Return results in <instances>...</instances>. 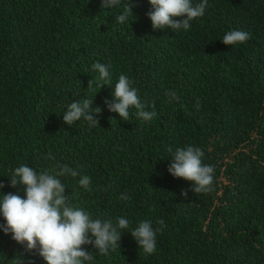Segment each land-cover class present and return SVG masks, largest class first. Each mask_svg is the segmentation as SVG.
Masks as SVG:
<instances>
[{
	"label": "trees",
	"instance_id": "1",
	"mask_svg": "<svg viewBox=\"0 0 264 264\" xmlns=\"http://www.w3.org/2000/svg\"><path fill=\"white\" fill-rule=\"evenodd\" d=\"M131 4L135 18L120 24L123 6L103 8L102 0H0V194L24 197L9 181L20 165H67L79 175L61 177L65 195L93 219L166 225L152 255L131 228L107 256L83 246L96 254L93 264H264V0H208L188 31L153 30L149 0ZM231 30L251 37L226 46ZM97 62L109 66L111 84L100 87ZM121 74L146 111L154 105L153 120L108 111ZM84 98L102 109L99 125L65 124L67 106ZM188 145L214 166L211 193L193 192L167 170L168 149ZM83 175L91 190L79 185ZM18 256L46 264L0 231V264Z\"/></svg>",
	"mask_w": 264,
	"mask_h": 264
},
{
	"label": "clouds",
	"instance_id": "2",
	"mask_svg": "<svg viewBox=\"0 0 264 264\" xmlns=\"http://www.w3.org/2000/svg\"><path fill=\"white\" fill-rule=\"evenodd\" d=\"M151 10L147 13L153 30H190L192 21L202 18L208 7V0H149ZM123 6V12L116 17L120 24L128 22L133 16L131 0L122 4V0H102L103 8ZM135 18V17H134ZM251 34L242 30H231L224 34L222 43L235 46L246 43ZM103 83L100 87L111 84L109 66L103 63L92 65ZM90 85V82H89ZM88 85V87H89ZM171 100L178 99L171 90L166 93ZM108 111L118 114L121 120L127 121L134 115L145 122L153 120L157 115L146 111L141 102L138 90L133 87V81L121 74L112 92V100L105 101ZM197 108L199 101H197ZM102 113L100 107L93 108V100L84 98L76 100L67 106L63 114V122L69 126L81 120L90 127L99 125L95 117ZM112 121H116L112 119ZM172 153V162L168 167L171 176L191 182V190L197 194H208L213 191L214 166L203 162L204 152L200 147L188 145L177 148ZM52 158V157H50ZM79 175L77 170L67 165H57L55 170L37 172L26 164L16 167L9 179L12 188L23 187L24 197L8 193L0 194V216L5 223L0 224V231L5 235L11 234L12 239L26 248L29 253L36 252L46 264H93L95 255L107 256L110 251L120 249L121 234L131 228L130 221L118 217L112 219H93L83 208L74 207L70 196L65 195V185L61 177ZM91 177L80 176L79 185L90 189ZM5 185L0 183V189ZM111 187V185L109 186ZM182 195L187 196L186 192ZM119 199L128 200L127 194ZM156 227L151 220H142L130 234L145 255L156 252L157 234L166 227L165 222L156 221ZM92 246L96 254L89 252L83 246ZM10 264H24L21 257L12 260Z\"/></svg>",
	"mask_w": 264,
	"mask_h": 264
}]
</instances>
